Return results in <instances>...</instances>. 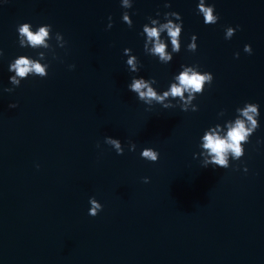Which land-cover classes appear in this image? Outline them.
I'll use <instances>...</instances> for the list:
<instances>
[{
	"label": "water",
	"instance_id": "95a60500",
	"mask_svg": "<svg viewBox=\"0 0 264 264\" xmlns=\"http://www.w3.org/2000/svg\"><path fill=\"white\" fill-rule=\"evenodd\" d=\"M26 23L51 25L44 44ZM21 57L47 76L12 83ZM186 69L212 82L174 97ZM137 79L161 99L141 100ZM237 120L243 154L207 163L204 137ZM0 264H264V0H0Z\"/></svg>",
	"mask_w": 264,
	"mask_h": 264
},
{
	"label": "clouds",
	"instance_id": "9594fccd",
	"mask_svg": "<svg viewBox=\"0 0 264 264\" xmlns=\"http://www.w3.org/2000/svg\"><path fill=\"white\" fill-rule=\"evenodd\" d=\"M125 5L127 6V0H125ZM165 7H170L168 3H165ZM200 12L203 13V22L205 24H215L218 16H213L212 12L214 10V5H211L210 7H204L203 3L201 2L199 5ZM175 16H177L180 20L181 17L178 13L173 12ZM159 15V13H157ZM111 20V17H109ZM125 19H127V16H125ZM155 23V21H153ZM112 27V25H110ZM131 27V25H129ZM182 22L178 26H173L171 21L167 25L161 26V30L163 28H167L168 35L171 37V43L173 45V50L178 52V43H177V37L181 31ZM239 26H237L238 28ZM51 29V25L45 24L43 27L39 29V31L35 34L29 31V25L26 23L24 24L19 30L20 32L27 37V40L32 46L42 45L44 44L45 37L48 36V30ZM144 31L147 33V36L149 38H152L155 40L154 48L152 51L155 54H159L160 58L164 61H168L171 59L169 55L165 53V44L160 41L159 39V31L157 28H148L147 26L144 27ZM229 35L232 34V30L229 29ZM192 38L197 39L195 35L192 36ZM23 43V41H21ZM245 50L248 51L249 54H251V46L245 45ZM127 51V50H126ZM238 57V54H234ZM128 64H133V59L130 58L128 60ZM72 67V66H70ZM15 71V76H10L9 80L12 81V83L19 85V81L16 79V77L24 78L26 74L30 72H34L37 74H40V76L46 77L45 73V67H42L38 62L30 61L27 58L21 57L15 61L14 64H11L8 68V71ZM133 71H135V68H133ZM179 86L173 84L171 87V95L172 96H182L183 92L192 89L196 92H199L201 90L203 82L207 79L209 83L212 82V74L206 73L205 75H200L198 73L192 72L189 74V71L186 69L184 72H182L179 77ZM131 90L136 92L139 95V98L141 100H145V102H150L152 99L160 100L161 97L157 96L156 93L144 82L143 79H137L133 80L131 84ZM6 92H11V89H4ZM169 93L165 92L164 96H167ZM10 108L16 107L15 104H10ZM257 111V107L253 105H249L243 112L242 115L247 118L248 121H250L253 126H256V121L253 120V117L249 115V113L255 114ZM249 134V130L245 128V124L241 120H237L235 123V126L230 128V130L227 133V138H220L213 135H206L204 137L205 143L204 148L209 150L210 155H212V160L207 162L214 165H218L221 168H226L227 161H226V153L228 151H231L235 157H240L242 153V149L239 146V143L243 140H245V136ZM111 143L119 150V143L116 140H112ZM122 154V153H120ZM142 158H145L150 161H157L158 158V152L152 150L151 148H145L140 153ZM144 182L147 183V178L144 179ZM94 205L92 210L90 211L89 215L95 216L97 215L96 209L99 208V205L95 204V201H91Z\"/></svg>",
	"mask_w": 264,
	"mask_h": 264
}]
</instances>
